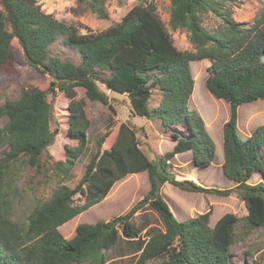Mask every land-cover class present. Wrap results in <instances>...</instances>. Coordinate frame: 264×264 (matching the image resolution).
Wrapping results in <instances>:
<instances>
[{"label":"trees","instance_id":"trees-1","mask_svg":"<svg viewBox=\"0 0 264 264\" xmlns=\"http://www.w3.org/2000/svg\"><path fill=\"white\" fill-rule=\"evenodd\" d=\"M38 1L0 0V71L13 64V48L17 46L29 66L53 78L50 89L59 88L70 100L68 135L80 144L68 148L65 162L56 163L57 173L69 176L88 141L90 120L84 101L75 99L76 88H84L92 102L109 103L98 78L91 74L95 69L109 73L105 83L128 95L136 114L159 118L165 125H179L188 136L174 132L177 144L173 152L153 162L140 148L134 129L122 123L112 147L93 156L78 187L59 185L48 200L37 202L27 221L18 223L11 219L7 179L19 163L40 166V158L54 142L50 130L53 107L47 92L40 89L24 91L16 101L7 100L0 106V264H105L107 253L121 239L120 225L126 238H137L140 230L132 218L143 202L113 221L80 224L71 239L59 228L100 203L121 179L144 172L151 184L146 201L150 200L165 230L155 231L145 243H138L137 249H142L135 264H148L164 256L160 264H233L239 218L226 214L212 228L209 211L180 222L160 191L171 182L192 192L237 193L248 207V227L264 228V183L249 184L255 173L264 176V126L247 139L239 136L237 128L239 107L264 100V12L254 23L245 25L234 21L227 7L232 0H170V27L188 32L193 52L175 46L152 0L133 7L119 24L90 34H81L76 26L44 13ZM108 1L79 0V11L86 5L98 18L107 19ZM207 12L220 18L224 28L216 32L205 28L201 16ZM59 41L77 50L82 62L76 65L50 55V48ZM204 59L213 60L207 89L231 107L230 119L223 127V171L237 183L232 189H209L192 182L186 187L168 168L170 159L179 153L191 151L195 166L201 169L208 168L215 156L216 144L203 118L189 109L194 87L191 63ZM156 87L163 98L152 112L148 104ZM77 194L84 197V203L76 201Z\"/></svg>","mask_w":264,"mask_h":264},{"label":"rangeland","instance_id":"rangeland-1","mask_svg":"<svg viewBox=\"0 0 264 264\" xmlns=\"http://www.w3.org/2000/svg\"><path fill=\"white\" fill-rule=\"evenodd\" d=\"M145 3L144 0H110L106 4L109 17L100 19L86 5L81 9L84 11H79V0L38 1L44 13L66 25L76 26L81 34L100 33L115 26L133 7ZM152 3L156 5L157 13L172 36L175 46L182 51L194 52L188 32L181 29L175 31L170 27L171 1L152 0ZM227 7L232 10L235 22L251 25L264 12V0H232ZM201 18L202 25L211 32L224 28L223 21L212 12L203 14ZM13 50L15 53L13 64L0 71V106L7 100H18L27 90L40 89L47 92V99L53 107L50 130L54 134V142L40 158L38 168L19 163L17 169L7 179L10 186L6 189L7 196L12 200L11 219L15 222L27 221L37 202L48 200L59 185L64 184L71 189L78 187L93 156L112 147L122 123L134 129L140 148L153 162L173 152L177 144L172 137L174 132L188 136L186 130L179 125H165L159 118L149 119L136 114L128 95L113 91L105 83L109 73L95 69L91 74L98 78V86L108 97L109 103L92 102L87 98L84 88H76L75 99L84 101L90 129L85 151L76 159L69 176L65 177L57 173L56 163L65 162L68 159V148H76L80 144L78 140L71 139L68 135L70 100L59 88L50 89L53 78L29 66L17 46ZM49 54L71 60L76 65L82 62L79 52L63 41L55 43L50 48ZM212 61L204 59L191 63L194 87L189 98V109L196 111L203 118L205 128L216 144L213 161L208 168L201 169L195 166L193 154L188 151L174 155L168 162V168L175 180L184 183L186 187L192 182L204 188L224 190L237 187V183L228 179L223 171V127L230 119L231 107L228 101L216 98L206 87L209 78L208 68L212 65ZM152 93L148 106L153 112L160 106L163 92L156 87ZM237 121L239 136L242 139L250 137L258 127L264 126V100L259 99L241 105L238 109ZM208 125L210 126L207 127ZM1 153L0 151V158ZM261 155L264 161V149ZM259 183H264V176L257 172L250 179L249 184ZM85 187L84 185L83 189ZM150 190L151 184L147 172L128 175L115 183L110 193L100 203L64 224L59 230L65 238L71 239L80 224L113 221L143 202L141 209L132 218L135 228L140 230L137 238H126L120 225L118 229L121 239L107 253L108 260L105 263L135 264L142 249H137L138 243H145L155 231L165 230L159 214L150 206V200L146 201ZM160 194L180 222L210 211L209 225L213 228L224 215H236L239 222L235 228V241L232 246L233 264H253L255 261L264 264V228L248 227L246 222L248 207L246 201L237 193L221 196L207 192H192L175 183L167 182L162 186ZM75 199L79 204L84 203L85 200L81 194H77ZM164 257L153 259L148 264H160L166 259Z\"/></svg>","mask_w":264,"mask_h":264}]
</instances>
